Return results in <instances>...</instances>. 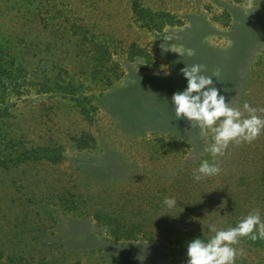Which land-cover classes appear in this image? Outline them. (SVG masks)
Here are the masks:
<instances>
[{
  "label": "rangeland",
  "instance_id": "rangeland-1",
  "mask_svg": "<svg viewBox=\"0 0 264 264\" xmlns=\"http://www.w3.org/2000/svg\"><path fill=\"white\" fill-rule=\"evenodd\" d=\"M132 2L0 0L4 86L45 90L7 92L0 113V264H187L208 225L264 220V132L214 161L171 99L204 64L226 102L264 108V0ZM203 160L221 173L196 181ZM235 247L264 264V240Z\"/></svg>",
  "mask_w": 264,
  "mask_h": 264
},
{
  "label": "clouds",
  "instance_id": "clouds-1",
  "mask_svg": "<svg viewBox=\"0 0 264 264\" xmlns=\"http://www.w3.org/2000/svg\"><path fill=\"white\" fill-rule=\"evenodd\" d=\"M247 7L252 8V0ZM189 56L195 55L189 50ZM204 64L186 66L180 71L187 80V87L172 95L174 113L177 119H187L191 127L200 129V137L208 143L205 151L211 156L223 157L230 144L252 143L264 132V108H254L244 102L242 109L226 102L214 86L212 76L202 74ZM222 169L218 162L209 163L203 160L198 169L193 171V178L200 181L204 177L217 176ZM167 207L177 205L175 198H166ZM214 235L207 241L201 238L192 239L187 245V264H235L238 256L244 254L243 248L235 247L242 238L251 241L264 240V220L259 209L252 210L239 220L236 226L217 229L208 225Z\"/></svg>",
  "mask_w": 264,
  "mask_h": 264
},
{
  "label": "trees",
  "instance_id": "trees-1",
  "mask_svg": "<svg viewBox=\"0 0 264 264\" xmlns=\"http://www.w3.org/2000/svg\"><path fill=\"white\" fill-rule=\"evenodd\" d=\"M132 4H133V9H134V11H136V13H138L140 15H146L148 13L147 9L140 7L137 0H133ZM31 5H32L31 2H28L27 7L32 8ZM1 51L2 50L0 48V84H1L0 85V95L3 94V97L0 98V100H1V102H0V113L2 112L4 104L6 102V96H7L6 93L9 91H12V90L16 91L15 94L16 93L20 94L21 92L28 91L30 89H34L36 92L45 91L44 87L42 88L41 86H39L40 85L39 83L36 84L37 82H32V78H26V83L23 87H19L20 82L17 80H14V82H8L7 85L4 86V84L8 81L7 76L10 75V73L8 72V67L10 69V66H9L10 63H9V59L5 58L2 55ZM98 56H99V58H97ZM98 56L95 58L96 62H95V65L93 67L94 70H99V64H101V63L105 66V61H104L105 56H103V55H98ZM92 57H91V59H92ZM97 62H100V63L98 64ZM18 69H19V72L21 75L22 69L21 68H18ZM12 77L14 78V76H12ZM36 86H37V88H36ZM6 114L10 115V113L8 111L6 112ZM109 233L116 240H120V239L126 240V239H129L128 234L132 235V230L131 229L125 230V228L120 227V224L117 222V224H115V226L112 228V230L109 231ZM260 244H262V242H260Z\"/></svg>",
  "mask_w": 264,
  "mask_h": 264
}]
</instances>
